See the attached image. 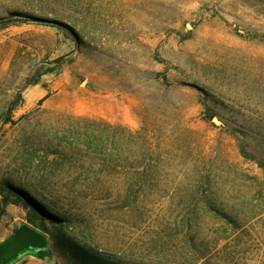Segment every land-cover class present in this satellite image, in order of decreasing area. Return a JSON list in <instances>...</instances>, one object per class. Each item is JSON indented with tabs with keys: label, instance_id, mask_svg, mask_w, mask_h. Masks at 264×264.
Here are the masks:
<instances>
[{
	"label": "rangeland",
	"instance_id": "1",
	"mask_svg": "<svg viewBox=\"0 0 264 264\" xmlns=\"http://www.w3.org/2000/svg\"><path fill=\"white\" fill-rule=\"evenodd\" d=\"M5 182L57 214L16 264H264V0H0Z\"/></svg>",
	"mask_w": 264,
	"mask_h": 264
},
{
	"label": "trees",
	"instance_id": "2",
	"mask_svg": "<svg viewBox=\"0 0 264 264\" xmlns=\"http://www.w3.org/2000/svg\"><path fill=\"white\" fill-rule=\"evenodd\" d=\"M13 107L14 105L10 107V110H12ZM91 124L103 127H115L107 125L105 123H98L96 121H92ZM94 145L95 146H91L90 144H88V150H91L92 148L91 151L96 154L101 152L100 148H97L98 143L96 142ZM18 202L28 205L36 213V219H33L31 217L29 219L32 222L33 226L38 228L39 231L44 235H46L45 232L48 231V227L45 224V220L49 219L53 222L57 221L56 212H53L51 207L41 198H38L35 195L31 196L26 190H23L22 188H19L18 186L12 183H0V218L5 213V209L8 204H18ZM54 236H56L55 244L58 245V248H60L62 251L69 252L76 261L82 262L84 264H124L114 262L106 257L98 255L96 252L79 243L78 241L74 240L70 236H67L65 233L54 234ZM33 253L38 255V257L43 258L45 256L52 255V249L48 242V246L46 250H43V253L36 251H33ZM25 256H31V254L26 253L8 262L7 264H16Z\"/></svg>",
	"mask_w": 264,
	"mask_h": 264
},
{
	"label": "water",
	"instance_id": "3",
	"mask_svg": "<svg viewBox=\"0 0 264 264\" xmlns=\"http://www.w3.org/2000/svg\"><path fill=\"white\" fill-rule=\"evenodd\" d=\"M47 246L46 235L27 223H21L11 234L0 241V264H7L26 253L49 262L52 255L41 258L33 253V251L43 253Z\"/></svg>",
	"mask_w": 264,
	"mask_h": 264
}]
</instances>
